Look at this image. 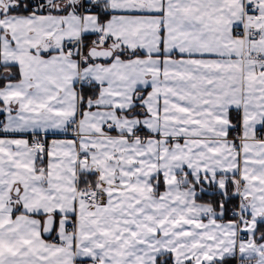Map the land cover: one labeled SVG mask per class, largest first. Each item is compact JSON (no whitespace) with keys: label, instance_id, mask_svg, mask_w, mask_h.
Listing matches in <instances>:
<instances>
[{"label":"snow or ice","instance_id":"6c2138e0","mask_svg":"<svg viewBox=\"0 0 264 264\" xmlns=\"http://www.w3.org/2000/svg\"><path fill=\"white\" fill-rule=\"evenodd\" d=\"M237 257L264 264V0H0V264Z\"/></svg>","mask_w":264,"mask_h":264},{"label":"trees","instance_id":"16d2710c","mask_svg":"<svg viewBox=\"0 0 264 264\" xmlns=\"http://www.w3.org/2000/svg\"><path fill=\"white\" fill-rule=\"evenodd\" d=\"M48 139V138H47ZM205 199H208V197H205ZM235 203V201H233ZM231 205V204H229ZM231 207V206H229ZM238 261V257L237 258H228V260H226V264H237Z\"/></svg>","mask_w":264,"mask_h":264},{"label":"crops","instance_id":"0c3cea01","mask_svg":"<svg viewBox=\"0 0 264 264\" xmlns=\"http://www.w3.org/2000/svg\"><path fill=\"white\" fill-rule=\"evenodd\" d=\"M47 138H48V141H49V142L51 141V139H53L52 136H48ZM46 238H47V239H51V237H46ZM78 264H79V262H78ZM84 264H87V262L85 261Z\"/></svg>","mask_w":264,"mask_h":264},{"label":"rangeland","instance_id":"374dc122","mask_svg":"<svg viewBox=\"0 0 264 264\" xmlns=\"http://www.w3.org/2000/svg\"><path fill=\"white\" fill-rule=\"evenodd\" d=\"M234 202L232 201V202H230L229 204H231V205H229V206H232V204H233ZM239 259V258H238ZM240 262V261H239Z\"/></svg>","mask_w":264,"mask_h":264},{"label":"built area","instance_id":"2783aa9c","mask_svg":"<svg viewBox=\"0 0 264 264\" xmlns=\"http://www.w3.org/2000/svg\"><path fill=\"white\" fill-rule=\"evenodd\" d=\"M89 39H91V38H89ZM237 264H240L239 259H238V261H237Z\"/></svg>","mask_w":264,"mask_h":264}]
</instances>
